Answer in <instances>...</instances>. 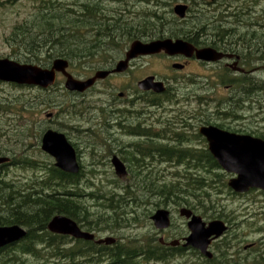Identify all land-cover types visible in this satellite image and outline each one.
Returning <instances> with one entry per match:
<instances>
[{"label": "trees", "instance_id": "1", "mask_svg": "<svg viewBox=\"0 0 264 264\" xmlns=\"http://www.w3.org/2000/svg\"><path fill=\"white\" fill-rule=\"evenodd\" d=\"M174 1L179 0H120L117 2L122 6L116 8L107 7L104 0L34 1L33 13L14 25L5 40L17 61L49 65L56 58H65L77 75L87 76L111 62L109 56L98 58L94 52L108 50L112 37L124 36L130 40L182 38L212 46L211 36L217 26L215 21H252L260 13L255 11L253 3H247L248 0H243L245 4L238 7L232 4L213 7L209 11L202 6L208 4L212 7L213 0H184L189 3L188 14L180 19L173 12ZM140 3L145 6H139ZM242 33L239 36L244 41L247 33ZM200 36L208 38L200 40ZM262 42L260 51L264 50V40ZM51 89H40L41 94L28 99L26 105L33 109L42 105L53 106L55 97ZM169 92L165 96L155 94L148 102L158 104L163 99L172 102L176 97ZM8 100L0 106L7 107ZM181 115L186 117L177 121H160L164 123L157 132L158 137L170 131L180 143L187 140V135L176 133L174 123L183 120L191 125L190 117L203 121L195 112L178 114V118ZM24 131H13L21 145L25 141ZM28 132L32 135L34 129H28ZM146 141L139 144L134 157L129 155L137 185L116 186L115 183L117 188L107 190L84 185L82 177L85 172L82 169L78 174H69L51 162L35 160L25 151L20 156H13L12 164L32 169L35 174L28 179H16L6 170L8 164L0 168V226L20 225L27 230V235L19 242L0 250V264H146L152 261L170 264V257L175 254L169 253L151 233L141 243L130 239L128 242L117 240L113 245H96L48 230L51 219L62 214L88 231L117 232L139 222L140 218L148 222L153 209L158 207L186 206L198 211L201 196L208 198L213 190L227 189L210 154L197 155L176 143L167 148L158 139L155 151L151 152L148 149L151 143ZM7 152L0 137V155ZM148 161L155 163L156 168L146 167ZM165 164H170L173 170L161 175L158 166ZM90 173L94 176L96 172L91 170ZM86 190L90 191L86 194ZM85 195L98 202L95 210L84 202L82 197Z\"/></svg>", "mask_w": 264, "mask_h": 264}, {"label": "flooded vegetation", "instance_id": "2", "mask_svg": "<svg viewBox=\"0 0 264 264\" xmlns=\"http://www.w3.org/2000/svg\"><path fill=\"white\" fill-rule=\"evenodd\" d=\"M213 1L214 4H217L221 0ZM215 23L217 26L214 28L213 35L211 36L213 41L212 46L206 44L202 45L203 43H191L197 48L212 47L217 52L224 55L221 59L208 62L197 59L195 55L188 58L185 55H168L164 52L157 54L158 56L168 59L170 64H172V68H174L173 65L175 63L184 65L181 69L174 68L177 74L188 69L194 62L201 66H210L212 68L214 74L213 79L215 80L213 86L201 77L196 84L185 85L184 92L181 93V95L178 94L183 98L181 101L184 102H179L182 104L192 102V100L195 99L194 101L197 102V105L201 108L200 117L203 121H200L198 118L195 120L194 117H190L188 120L191 125L187 124V122H182L183 120L180 121L179 124L174 123L176 133L187 135V140H183L180 143L177 141L178 137L176 138L175 134L171 135L170 132L158 137L159 134L153 132L154 126L151 125L152 122L149 124L147 123L148 121H142L144 123L140 122L139 104L142 90H140L138 86L140 79H136L135 83L132 84L133 88L131 93L119 91L118 93H113L111 97L104 98L106 114L104 115V119L100 121L101 123L99 126L101 129L107 131L106 136H104L106 142L112 144H110L107 151L103 153L100 148L105 146L104 143H100L102 144L100 145L101 147L93 146L95 144L94 142L88 141L85 143V145L91 143L92 147L89 146L90 153L93 155L96 154L97 156L96 160L93 158V163L90 165L96 172L94 177L97 176V172L105 171L107 167L110 166L116 176L114 180L109 178L114 185L115 183L119 186L137 185V181L133 174L134 169H132L133 160H130L129 155L134 157L139 151V144L148 139L151 140L146 141V143H151L148 149H151V152L153 150L155 151L154 146L158 139L159 143L166 144L167 148H170L172 144L176 143L179 147H183L182 149L188 148L190 152L197 155H203L205 153L210 154L216 162L215 169L223 173H221L222 177L223 175L226 176V178L228 177V179L223 180L227 185L228 193L237 197L238 200L253 191L264 193L262 189L253 188L247 192H236L230 188L229 181L232 178H236L237 174L228 172L219 164L218 160L209 149V143L206 137L200 133V127L214 126L221 131L228 132L235 136L253 137L264 140V109L262 106L259 107L260 109L255 107L256 104H262V101L256 99L258 92L264 91V50L260 51V48L262 49V40H264V22L229 19L217 20ZM242 32L247 33V39L244 41H242V38L239 36L243 34ZM252 33H254V35ZM207 38L206 36L199 37L200 40H205ZM110 39H112V42L108 50L104 52L101 51L100 53L95 51L94 53L97 57L102 55L109 56L105 52L110 50L109 53L111 56L109 57L112 61L101 68L93 70L89 77L93 76L97 70L103 69L112 71L116 67L117 62L126 57V53L130 49V41L133 42V40L124 36H115ZM144 57L147 56H141L130 60L127 70L119 73H111L106 78L99 79L94 86L88 88L86 91L73 93L85 95L92 91L99 82L111 80L115 77L126 76L130 70L134 69L136 65L139 64L140 58ZM258 63L261 64L258 65ZM167 75V77L175 79L170 76V74ZM169 78H159L156 76V79L163 81L166 86V91L159 95L165 96L167 93H170L169 82L172 79ZM179 89L181 88H178V91ZM114 90L117 89L114 88ZM142 92L150 95L155 94L153 91ZM253 92L255 94L252 96ZM152 104L156 106L162 105L161 102ZM209 105H211L210 109ZM202 108H206V111L204 112ZM53 115V113L48 114L50 117ZM141 127H145L143 129H148L149 131L141 132ZM91 129L93 128H90L89 131ZM65 134L69 142L74 146L81 169L85 172L86 170L82 163L81 151L78 148V143L70 138L67 133ZM83 134L86 137L92 136L88 131H84L81 135ZM120 135H122V137H120ZM123 138H126L127 141L123 140ZM231 141L232 140L229 138L224 139L222 145L225 150L230 149L229 146L231 145ZM234 149H239V147L234 146ZM114 156H118L120 160L125 163L128 170L126 176L120 177L116 174L112 163V158ZM10 159V162L7 163L8 165L13 163L12 158ZM7 164L1 165L0 168ZM101 165L103 168H101ZM145 166L149 167V164L146 163ZM214 191H216L217 195L222 194L224 190H213L211 196L208 198L201 196V202L198 204L197 208L198 211H193L191 209L202 218L206 225L215 220H222L227 226L225 232L218 238L213 239L209 244L208 251L211 253V256L206 255L200 249L193 246H185L184 239L190 234L188 227L189 219L181 216L184 220L178 231L176 230L175 223L177 219L175 211H180L181 207H167L171 216V224L168 228L158 230L152 222L153 230L156 231V235L170 233L168 236H161L157 240L169 253L175 254L170 257V261L175 259L179 261V263L181 262L184 264H264V226H261V229L259 227L256 229L260 237L252 243H247V236L245 234L240 236L236 226L240 223L246 224L247 221L252 218L250 207L244 205L240 209L228 210L226 206L220 205L217 199V201H214ZM93 233H95V239L103 237L99 231H94ZM178 240L180 241L179 244H170V242ZM91 242L99 245L95 240Z\"/></svg>", "mask_w": 264, "mask_h": 264}, {"label": "rangeland", "instance_id": "3", "mask_svg": "<svg viewBox=\"0 0 264 264\" xmlns=\"http://www.w3.org/2000/svg\"><path fill=\"white\" fill-rule=\"evenodd\" d=\"M34 1L39 0H0V57L11 58L16 60V57L13 56V49L10 45L6 42V38L9 36L11 29L17 23L22 22L26 17L30 16L33 13L36 3ZM117 1L120 0H104V3L109 8H116L121 7L122 4L118 3ZM204 1H211V0H204ZM177 3H186L189 5L188 2L184 0L174 1L172 8ZM205 3V2H204ZM248 4H252L255 7V11L259 12L255 15V19L252 21H260L264 22V0H248ZM234 5L236 7L240 6L241 4H245L243 0H227V1H219L217 4L209 6L208 4H204L202 9H206L209 11L214 9L213 7H221V6H229ZM139 6H145L144 3H140ZM140 8V7H139ZM199 8V7H197ZM216 9V8H215ZM218 10V8L216 9ZM174 12V11H173ZM175 14V13H174ZM246 21H250L246 19ZM142 40V39H140ZM134 41V40H133ZM143 41H151V40H143ZM132 43V41H130ZM130 43V45H131ZM110 51V50H109ZM109 51L105 52L109 56ZM151 56V57H148ZM147 57L140 58L139 64L132 70H130L126 76L123 77H115L111 80H106L104 82H99L96 87L88 92L85 95L76 94L73 92L68 91L65 86L66 78L60 73L57 75V83L51 89V94H53L54 104L51 107H45L44 105L39 106L35 109L30 108L26 105V101L28 99H34L37 95L41 94V88L35 86H21L9 82H0V103L7 102L5 107L4 105L0 106V137H1V144L4 145L7 149V153L5 155L0 156H8L10 158L17 157L25 151L28 153L30 157H33L35 160L39 162H48L55 164V159L48 154H46L41 149V136L42 134L49 128H53L55 130L61 131L63 133H67L70 138L78 143V148L81 151L82 163L85 166V174L82 177V182L87 187H93L94 189H112L114 184L110 181L109 178L113 180L116 178L115 174L113 173L112 168L109 166L107 170L102 172H97V176H93L90 173L91 170H94L91 167V163H93V158L96 160V154L93 155L90 153L89 146L92 147L91 143L85 145L86 142H94L93 146L101 147L100 143H104L105 146H102L101 152L107 151L109 145L112 143L106 142L104 136H106L105 129H101L99 124L100 121L104 119V115L106 114L105 109V101L104 98L111 97L113 93H118L119 91H126L131 93L132 92V84L135 83L136 79H143L147 76L154 75L159 78L167 77V74H170L175 79H172L169 82V87L171 90V94H173L176 98L171 102L166 99L162 100V107L156 106L148 102L152 99L153 95L146 94L141 91L140 93V104H139V116L140 122L148 121L147 123H151L154 126L153 132L161 131V126L164 123L160 122L162 120H169V121H177L180 119L181 115L178 118V114H190L192 112L197 113L199 116L201 114V108L197 105V102L192 100L189 103H179L184 102L181 101L183 98L179 95L184 92L185 85L187 84H196L197 81L202 77L203 79L207 80L209 84L213 86L214 84V74L213 70L210 66L204 67L199 65L198 63H192L188 69L183 71L182 73H176V70L172 68V64L168 59H165L161 56L155 55H148ZM102 58V57H98ZM17 61V60H16ZM112 61V60H111ZM22 62V61H19ZM50 62L49 65H41L37 62H23V63H34L38 64L42 67H48L52 65ZM261 63H258V65ZM69 71L74 75L77 79H87L90 76H79L77 75L71 67H69ZM93 72V71H92ZM91 72V73H92ZM222 76V75H221ZM136 86V84H135ZM176 86V87H175ZM184 86V87H183ZM116 88L117 90H114ZM178 88L179 89L178 91ZM181 91V92H180ZM222 92V91H221ZM226 93V92H225ZM179 94V95H178ZM260 94V95H259ZM155 95V94H154ZM257 100L262 101V104H256L255 107L260 109L259 107L262 106L264 109V91L258 92ZM192 103V104H190ZM212 105V104H211ZM209 105V109L211 108ZM203 111H206V108H202ZM257 110V109H256ZM174 111V112H173ZM49 113H53V116H48ZM144 123V122H142ZM141 123V125H142ZM96 125V126H95ZM36 126V127H35ZM26 128V130H25ZM85 128V130H84ZM90 128H93L89 131ZM145 127H141L143 129ZM28 129H34L32 135L28 132ZM87 129V130H86ZM17 130H25L24 131V145L26 143V147L24 145L19 144L17 141V136L13 131ZM40 130V131H39ZM84 131H88L92 134V136H84L81 135ZM80 132V133H79ZM170 132V131H169ZM169 132H163L164 134H168ZM96 133V135H95ZM99 133V134H98ZM7 134V136H5ZM36 135V136H35ZM122 137V135H120ZM126 140V138H123ZM88 148V149H87ZM16 152L15 155L12 152ZM14 156V157H13ZM149 166L153 169L156 168L155 163L150 164L148 161ZM159 164V163H157ZM173 165V164H171ZM170 164L159 165L158 168L163 174H168L169 170H173V167H169ZM8 167V168H7ZM6 170L12 177L16 179H28L31 176H34L35 172L29 168H23L20 165L10 164L8 165ZM101 168L103 166L101 165ZM3 170V169H1ZM5 170V169H4ZM164 172V173H163ZM222 173V172H221ZM160 174V173H159ZM216 176V173H211ZM223 174V173H222ZM221 175V174H220ZM91 176V177H90ZM222 177V175H221ZM223 180L228 179L226 176L223 175ZM103 182V183H102ZM117 188V187H116ZM90 190H86V194ZM214 201L220 203V205H224L227 207L228 210L232 209H240L244 205H248L250 207V212L252 213V218L247 221L246 224H238L236 228L240 236L244 234L247 236V243H252L256 239L260 237V234L256 232V229L261 226H264V193H260L257 191H253L248 195L244 196L241 199H237V197L232 196L228 193V188L223 191L222 194H217L214 191ZM85 203L89 204V207L92 210L97 208V201H94L90 198V196L85 195L82 197ZM217 199V200H216ZM167 207H177L175 205H168L166 207H158V208H167ZM158 208L153 209L150 216L155 212ZM243 215V214H242ZM149 216V221L144 222L145 218H140L141 220L137 223H133L128 228H122L117 232L114 231H101V235L105 236H114L117 240L128 242L130 239H137L139 243L147 240L150 233L155 237L156 240L159 239L161 236H168L170 233H162L157 234L156 231L153 230L152 221ZM176 216V230L180 229V226L183 224L182 217L179 215V210L175 211ZM261 229V228H260ZM86 230V229H84ZM88 231V230H87ZM75 244V243H74ZM146 264H166L164 261L156 262L152 261L151 263ZM170 264H184L179 263L175 259L170 262Z\"/></svg>", "mask_w": 264, "mask_h": 264}, {"label": "water", "instance_id": "4", "mask_svg": "<svg viewBox=\"0 0 264 264\" xmlns=\"http://www.w3.org/2000/svg\"><path fill=\"white\" fill-rule=\"evenodd\" d=\"M188 9V4L177 3L173 11L177 17L184 19L187 16ZM161 52L168 55H185L188 58L195 55L197 59L208 62H214L224 56L212 47L197 48L191 42L182 38L166 37L148 42L135 39L131 43L126 57L117 62L112 71L97 70L93 76L87 79L75 78L69 71V61L65 58L54 59L52 65L48 68L34 63L19 62L8 57H0V81L47 89L56 84L57 75L61 73L66 78L64 86L68 91L84 92L94 86L99 79H104L111 73L127 70L130 60ZM183 66L180 63L173 65L176 69H181ZM138 86L142 91H153L158 94L166 91L165 83L157 80L154 75L141 79ZM200 133L206 137L209 149L219 164L228 172L237 174L236 178L229 181V186L233 190L236 192H247L253 188L264 190V140L235 136L214 126H202L200 127ZM225 138L232 140L228 150H225L222 145ZM234 146H238L239 149H234ZM41 149L55 159V166L62 171L70 174L80 172L81 166L76 150L65 133L53 128L47 129L42 135ZM9 162L10 157L0 156V166ZM112 163L118 176L122 177L128 174L125 163L118 156L112 158ZM179 214L189 219L190 234L184 239L185 246H193L211 256L208 246L213 239L218 238L225 232L227 229L225 223L222 220H215L206 225L200 216L187 207H182ZM151 220L158 230L168 228L171 224L169 209L158 208L151 215ZM48 230L75 239L95 240L97 244L112 245L117 241L114 236L95 239L93 232L83 230L74 219L62 214H57L51 219ZM26 235L27 230L20 225L0 226V250L19 242ZM179 243V240L170 242L171 245Z\"/></svg>", "mask_w": 264, "mask_h": 264}, {"label": "bare ground", "instance_id": "5", "mask_svg": "<svg viewBox=\"0 0 264 264\" xmlns=\"http://www.w3.org/2000/svg\"><path fill=\"white\" fill-rule=\"evenodd\" d=\"M53 203V202H52Z\"/></svg>", "mask_w": 264, "mask_h": 264}]
</instances>
